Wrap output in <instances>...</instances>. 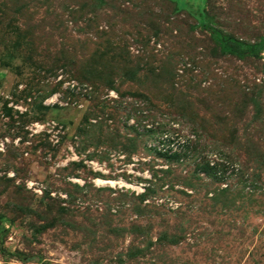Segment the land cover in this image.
I'll use <instances>...</instances> for the list:
<instances>
[{
    "label": "rangeland",
    "instance_id": "obj_1",
    "mask_svg": "<svg viewBox=\"0 0 264 264\" xmlns=\"http://www.w3.org/2000/svg\"><path fill=\"white\" fill-rule=\"evenodd\" d=\"M264 0H0V264H264Z\"/></svg>",
    "mask_w": 264,
    "mask_h": 264
},
{
    "label": "trees",
    "instance_id": "obj_2",
    "mask_svg": "<svg viewBox=\"0 0 264 264\" xmlns=\"http://www.w3.org/2000/svg\"><path fill=\"white\" fill-rule=\"evenodd\" d=\"M200 24L211 33L212 38L218 43L224 53H251L257 54L264 50V41L246 43L233 36L227 35L213 27L212 18L204 10L197 11Z\"/></svg>",
    "mask_w": 264,
    "mask_h": 264
}]
</instances>
